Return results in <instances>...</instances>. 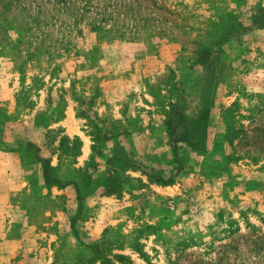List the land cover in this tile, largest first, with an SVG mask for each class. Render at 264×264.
<instances>
[{
  "label": "rangeland",
  "instance_id": "rangeland-1",
  "mask_svg": "<svg viewBox=\"0 0 264 264\" xmlns=\"http://www.w3.org/2000/svg\"><path fill=\"white\" fill-rule=\"evenodd\" d=\"M263 7L0 0V264H100L105 231L130 264H165L176 245L215 260L247 224L264 234V29L250 23ZM182 119L190 143L173 142ZM230 245L227 264H264Z\"/></svg>",
  "mask_w": 264,
  "mask_h": 264
},
{
  "label": "trees",
  "instance_id": "trees-1",
  "mask_svg": "<svg viewBox=\"0 0 264 264\" xmlns=\"http://www.w3.org/2000/svg\"><path fill=\"white\" fill-rule=\"evenodd\" d=\"M251 23V29H264V7L259 8L256 14H254L250 20ZM204 55L208 56V51L205 50L203 52ZM215 57V54L212 55V58ZM181 123H184V129L180 132V136L184 135L182 139H176L175 141H182L190 143V140L197 137V130L196 129H188V126L190 127L191 122H193L191 119H182L180 121ZM188 124V125H187ZM178 130L171 128L170 129V135L174 137L176 135ZM191 146H199V143H193ZM23 148V152L28 151V148H34L32 144H24L21 146ZM35 160L33 163H39L41 165V173L42 178L45 186L51 187L56 186L59 187L61 185L59 176L55 173L54 168L50 165L49 160L41 159L40 157L34 158ZM158 184H161L163 186L168 185L169 181H164L161 178L155 180ZM74 189L76 194V201L78 203L77 211L78 215H82L83 210V199L80 193L79 188L74 183ZM70 222V228L75 231V224L77 222V218L75 216H71L69 219ZM261 224L264 226V218L260 219ZM248 227L254 228L253 231L248 232L245 235H238L231 239V242L228 245L222 246V250L218 252L215 260H208L206 253H187V248L181 245H176L173 248L168 249L164 256H165V264H227V262L230 260V257L232 255H236L238 253V249H235V246L230 245L236 243V240L242 239L244 240V243L247 244V246L251 245L252 252H255L257 254H260L261 252H264V234L259 235L260 228L253 227L250 224H247ZM107 232L105 231L104 236L101 240L98 242L92 244L90 246L91 253H92V259L91 262H99L100 264H130L131 260L128 256L123 254H112V244L114 241H117L115 239L114 241H109L105 234ZM236 232H231V237L235 235ZM118 247L121 249L123 248V244L121 242H118ZM132 251L136 252L140 258L144 259L145 261H148V255L144 253L141 249L139 244L132 243L129 245Z\"/></svg>",
  "mask_w": 264,
  "mask_h": 264
}]
</instances>
